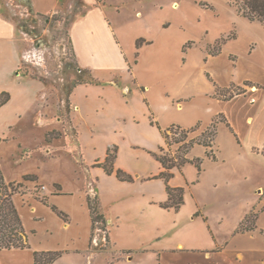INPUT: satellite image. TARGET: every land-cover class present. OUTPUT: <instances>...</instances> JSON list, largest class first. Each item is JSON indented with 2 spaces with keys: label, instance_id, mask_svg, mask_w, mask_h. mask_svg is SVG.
<instances>
[{
  "label": "crops",
  "instance_id": "crops-1",
  "mask_svg": "<svg viewBox=\"0 0 264 264\" xmlns=\"http://www.w3.org/2000/svg\"><path fill=\"white\" fill-rule=\"evenodd\" d=\"M29 6L68 15L78 69L94 78L68 106L14 20ZM232 84L243 91L226 98ZM0 101L2 174L40 187L14 196L30 247L0 249V264H33L34 250H64L52 264H264V24L230 0H0ZM151 114L162 128L199 123L190 137L219 117L215 158L194 144L200 171L186 163L169 180L184 187L179 209L161 206L165 142ZM112 145L133 181L100 165ZM88 197L105 227L92 229ZM252 210L255 228L237 231Z\"/></svg>",
  "mask_w": 264,
  "mask_h": 264
},
{
  "label": "trees",
  "instance_id": "trees-1",
  "mask_svg": "<svg viewBox=\"0 0 264 264\" xmlns=\"http://www.w3.org/2000/svg\"><path fill=\"white\" fill-rule=\"evenodd\" d=\"M234 4L240 14L250 21L256 20L264 24V0H230ZM204 5H208L205 4ZM29 11L31 14H35L29 6ZM17 26L28 33L32 37H35L33 30L29 29L27 26V19L17 20L14 18ZM35 22V18H33ZM235 33L232 32L228 37L234 36ZM225 40V37L223 38ZM144 42V39H136V46L139 47ZM218 46L211 48V53H216ZM81 74L86 73L90 75L89 80L76 81L73 80L70 84L63 87L62 93L65 98V105L68 106V96L72 89L79 83L92 82L94 78L89 72L79 70ZM229 91L228 95L225 97H230L236 93L243 91L240 86H235L232 84L230 88H227L225 92ZM1 102V101H0ZM151 123L156 125L159 129L161 135L164 138L165 146H161L159 151L154 153L156 160L161 164L162 170L155 175L156 178H162L166 183L167 198L161 203L163 207H173L174 209H179V207L184 202V187L178 186L174 187L169 184V180L174 176L176 170L181 171L182 167L186 163H192L197 168L198 171L201 169L202 158L194 157L192 159L188 158L186 155L193 147L194 144H201L205 147L206 156L210 158H215L214 153V142L216 136V125L219 117L216 116L214 120L208 125L204 130H202L198 135L190 137L189 134L199 129L200 124L197 123L192 127L186 128L179 124H171L165 128H162L158 122L153 120L152 114L150 115ZM117 155V146L112 145L107 149L105 159L100 163L108 173L115 172L116 176L120 180L133 181L132 175L126 173L120 168H115L114 161ZM34 176L26 175L25 180L33 179ZM23 188H27L25 182L22 181H6L2 170L0 167V249H10V248H28L30 247L28 241V233L24 229L20 212L14 202V195L17 193H24ZM88 207L90 210V215L92 219V229L102 225L105 227V219L103 213L100 211V204L96 197L87 198ZM52 210L56 212L62 218H65V214L58 210L56 206H51ZM258 216V211L249 212L245 219L242 221L241 225L237 228V231L251 230L255 228V220ZM254 221L251 225L247 224L248 221ZM264 233V230H261ZM101 249H107V246ZM64 250H34L33 251V264H52L56 259H58Z\"/></svg>",
  "mask_w": 264,
  "mask_h": 264
},
{
  "label": "rangeland",
  "instance_id": "rangeland-1",
  "mask_svg": "<svg viewBox=\"0 0 264 264\" xmlns=\"http://www.w3.org/2000/svg\"><path fill=\"white\" fill-rule=\"evenodd\" d=\"M3 7L5 14L8 17H11L12 13L10 6L4 5ZM195 14L196 12L188 11L189 17L195 16ZM33 18H35V22L33 21ZM25 19H27L28 28L33 30L35 35V37H33L34 47L43 52L44 57L41 60L44 63V68L46 66L48 73L42 72L43 70H40V72L54 84L58 90V93H60V97L63 98V87L70 84L71 81H83L90 79V75H87L86 73L81 74L79 72L78 66L76 64L72 44L67 31L69 21L67 14H29L27 17H25ZM17 20H21V18L18 17ZM206 24L209 25L210 23L206 21ZM227 94H229V91L225 92L224 95ZM68 135L72 138L73 134L70 131ZM23 190L24 197H31L38 194L40 195L39 186L32 189L23 188L22 191ZM18 194L19 193H17V195ZM257 207L256 209H259V207ZM252 223H254L252 220L247 222L249 225ZM105 246L109 247L110 245Z\"/></svg>",
  "mask_w": 264,
  "mask_h": 264
}]
</instances>
